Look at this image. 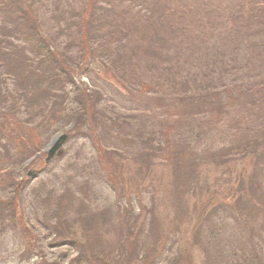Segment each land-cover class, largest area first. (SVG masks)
Segmentation results:
<instances>
[{
    "label": "rangeland",
    "instance_id": "rangeland-1",
    "mask_svg": "<svg viewBox=\"0 0 264 264\" xmlns=\"http://www.w3.org/2000/svg\"><path fill=\"white\" fill-rule=\"evenodd\" d=\"M28 1L70 56L79 45L84 57L88 45L95 51L101 37L119 46L94 72L74 74L83 92L70 96L89 99L90 129L41 126L34 117L44 98L35 82L26 108L15 95L26 90L13 79L0 85L1 100L19 104L0 116V264H209L218 249L234 246L264 261V137L252 155L237 149L257 141L264 94L211 109L221 113L216 126V118L211 125L188 119L184 105L208 98L209 82L223 85L201 68L224 72L244 54L232 53L233 20L255 13L251 25L261 23L264 0ZM3 10L13 7L4 0L0 16ZM16 47L7 56L11 66L33 57L27 45ZM128 70L145 86L122 88L117 78ZM63 134L61 155L46 163L48 146ZM149 134L154 141L144 145ZM218 223L220 244L210 231Z\"/></svg>",
    "mask_w": 264,
    "mask_h": 264
},
{
    "label": "trees",
    "instance_id": "trees-1",
    "mask_svg": "<svg viewBox=\"0 0 264 264\" xmlns=\"http://www.w3.org/2000/svg\"><path fill=\"white\" fill-rule=\"evenodd\" d=\"M3 1L4 0H0V6ZM6 1L13 7V10L10 14L3 10V15L0 16L2 19L0 21V27L8 30L4 33L5 30L0 29V85L10 87V85L7 84V79H13V87L15 85L16 88H21L23 91L26 90L25 92L19 93L15 91V95H19L22 105L26 108L29 103V93L31 92L28 87L30 80H32V83L35 82V85L39 88L36 92V96L44 98L42 99V104L37 105L39 108L34 117L36 121H40L41 126H47L50 129L56 130L59 124L75 123L74 126L77 129H81L86 123L87 128L90 129L89 124L93 117L91 116L90 110L84 105L89 99L82 98L84 96L83 93H80V95L74 98L70 96L75 91L76 93L83 92L76 87L74 74L84 73V71L90 74L94 72V70L90 68L94 63L95 65L97 63H103L104 65L108 63L112 56H117V47L115 44L119 46L118 41L116 39L111 40L109 37H101L95 40V51L92 50V46L88 45L87 47L90 51L87 53L85 52L84 57L79 53L82 49V46L79 45L75 48L77 49V55L74 53L70 56L71 50H69V47L66 49L56 46L49 32L44 27L42 19L38 16L35 9L32 8L28 0ZM254 14H249L247 17H245L246 14H239V17L233 20V22L235 21V23H237L236 29L234 30L237 40L235 44L231 45L232 53L235 55V53L237 54L239 49H241L240 51L243 50L244 54L241 53L239 58H232V62L228 64L224 72L217 71L216 69L202 70L201 68L203 72L201 76L208 75L211 76V78H217V80H219V77L223 85L216 87L213 81H211L212 83L209 82V85L206 86V92L211 94L208 98L206 95L199 94V100L196 102L191 101L192 104H184L188 105V108H186L189 112L188 115H190L188 119L197 122L204 120L205 124H207L206 120L208 118V121L210 120L208 124L211 125V120L216 118L214 123L216 126L219 124L218 118L221 117L219 115L221 113L212 112V110H216L217 106L226 104L230 99H250L255 98L257 94H264V78L260 82L256 81L257 77L258 79L264 77V68L262 69L261 67L257 71L246 68L249 64L255 65L257 63L262 65V63H264V7L257 9V16L260 18L262 16V22L255 26L250 23L255 16ZM249 18L251 20H248ZM241 21L243 25L239 24ZM3 34L5 35L2 37ZM17 42L27 45V49H31L33 57L27 55V58L21 57L19 61L14 58V65L11 66L7 60V56H9L12 50L17 49ZM18 55L19 54L16 52L14 57ZM130 69H133V67ZM129 71L130 70L125 71L121 77H118V81L114 76H112V78L124 89L126 86L129 88H142L145 86L140 79L135 78ZM125 77H127V79ZM203 78H206V76H203ZM19 80L23 81L21 85L18 86ZM201 88L202 87L197 89L199 93H201ZM215 88H217L218 91H215ZM148 89L153 90L154 88ZM125 90L130 92L129 89ZM49 92L54 95V100L49 95ZM85 96L90 97L86 94ZM1 98L0 95V116H4L3 111L12 112L17 108V105H19L18 102H15L14 98L5 101H2ZM80 98L82 99L76 100ZM57 99H62V101ZM208 99H210V101H208ZM30 103H32V101ZM182 103L183 101L179 104ZM159 113L160 112H157L155 116H159ZM106 121H108V119L104 122ZM128 122H130V120L126 121V123ZM260 134L262 135L260 136ZM259 137H264V122H261L257 132V138L255 137L254 139L257 140L254 143L255 145H246L245 147L239 146L237 149L241 150V148H244V151L242 150L240 152L246 157L252 155L251 153L257 151L256 143L260 142L258 140ZM153 141V136L149 134L142 143L147 145ZM262 141H264V139ZM102 147V143L98 142V140L96 142L95 140V151L97 155H99V158ZM248 147L253 149L250 150ZM6 187L9 188V184L6 183ZM215 226L216 224L210 231L216 232L212 238L216 240V243L220 244L222 235L218 236V234L222 233L223 227L219 223L217 224L218 227ZM242 250L243 249H241V251ZM217 251L213 253L209 264H264V261L261 260L263 255H258L255 252H244V257H242L241 251L239 254L237 253L236 246L225 248L223 251L218 249Z\"/></svg>",
    "mask_w": 264,
    "mask_h": 264
},
{
    "label": "water",
    "instance_id": "water-1",
    "mask_svg": "<svg viewBox=\"0 0 264 264\" xmlns=\"http://www.w3.org/2000/svg\"><path fill=\"white\" fill-rule=\"evenodd\" d=\"M67 136L66 135H61L58 138L54 139L50 145L48 146V151H47V157H46V163L49 162L53 157L55 156H60L61 155V148L63 144L66 142Z\"/></svg>",
    "mask_w": 264,
    "mask_h": 264
},
{
    "label": "clouds",
    "instance_id": "clouds-1",
    "mask_svg": "<svg viewBox=\"0 0 264 264\" xmlns=\"http://www.w3.org/2000/svg\"><path fill=\"white\" fill-rule=\"evenodd\" d=\"M63 135H66L67 136V134H63ZM61 136V135H60ZM58 138V137H57Z\"/></svg>",
    "mask_w": 264,
    "mask_h": 264
}]
</instances>
